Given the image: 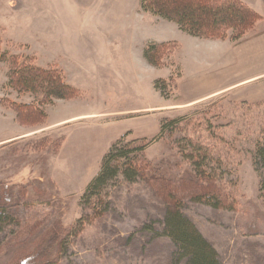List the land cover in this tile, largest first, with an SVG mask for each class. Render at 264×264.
Here are the masks:
<instances>
[{"label":"rangeland","instance_id":"rangeland-1","mask_svg":"<svg viewBox=\"0 0 264 264\" xmlns=\"http://www.w3.org/2000/svg\"><path fill=\"white\" fill-rule=\"evenodd\" d=\"M141 4L142 0H0L1 50L62 70L67 83L78 90L75 100L85 112L96 113L51 126L48 107L60 101L54 111L59 115L72 109L69 101L74 99H60L40 106L46 117L25 115L21 119L26 123L18 122L15 110L2 98L24 103L34 97L7 88L8 64L0 61V140L11 137L0 142V182H31L32 192H45L42 201L15 210L21 219L32 217L45 224L56 219L72 230L53 264H173V242L148 228L162 229L165 203L143 179L129 182L120 174L110 182L101 196L110 207L98 216L81 199L104 155L123 135L128 134L129 141L154 139L163 120L183 118L154 141L143 158L160 174L181 176L195 169L186 156L191 149L183 150L184 139L208 138L215 145L208 167L233 184L235 209L185 198L183 212L213 244L223 264H264V203L261 173L254 164L255 145L264 138V49L261 62L242 51L255 38L264 40V18L255 10L261 21L239 40L231 39V32L226 39L201 38L144 11ZM208 41L228 42L227 70L234 84L188 102L193 90L191 55L209 65L200 77L226 67L225 57L221 62L194 51ZM151 43L167 46L159 66L144 58ZM76 137L78 143L73 142ZM45 138L58 142L48 146ZM81 218L84 221L78 223ZM19 230L15 224L0 230V264L36 258L20 251Z\"/></svg>","mask_w":264,"mask_h":264},{"label":"trees","instance_id":"trees-1","mask_svg":"<svg viewBox=\"0 0 264 264\" xmlns=\"http://www.w3.org/2000/svg\"><path fill=\"white\" fill-rule=\"evenodd\" d=\"M141 6L144 11L176 22L180 29L192 36L210 39H226L231 32L230 38L239 40L262 19L259 13L242 0H142ZM166 47L165 44L151 43L144 51V58L151 65L159 66ZM171 52L172 50H169V55ZM30 59L10 55L7 51L1 50L0 43V61L8 64L7 88L19 95L30 94L34 97L33 101L28 103L2 98V103H7L9 108L15 110L17 121L20 123H26L21 119L25 115L26 117L34 115V119L46 117L45 111L40 107L44 104H52L60 99H75L79 96L78 90L67 83L62 70L40 67ZM155 88L164 93L157 83ZM183 120L185 119L163 120L159 134L154 139L129 141L128 134H125L113 143L104 155L99 171L86 187L81 204L89 205L96 216L101 215L110 207L101 197L110 182L120 174L129 182L143 179L165 203L162 229L156 230L154 226L148 228L155 235L168 237L173 242L175 252L172 263L223 264L216 248L182 209L185 198L198 203H209L220 209H235L233 184L225 181L222 176H217L209 169L210 166L208 167L214 159L211 156L215 157V145L209 143L208 138L195 141L186 137L183 150L191 149L186 156L195 165V169L187 170L181 176L160 174L143 158L145 151L154 141L163 137L167 131L174 130ZM44 140L48 142V146L52 145V142H58L48 141L46 138ZM254 164L261 173L259 191L264 203V138L258 140L255 145ZM206 166L209 171L205 169ZM29 184L32 185L31 182L27 184L0 182V230L7 225L18 226L20 230L17 232L19 237L17 244L22 247L20 251L27 250L25 252L28 256H31V253L37 255L36 258L27 257L20 264H53L59 253L64 251L72 230L64 228L56 219L46 224L43 221L37 223L32 217L29 218L31 221L21 219L16 209L23 205L30 206L31 201H42L45 196V192H39L37 188L32 192ZM186 191L190 193L183 194ZM82 221L83 218L78 223ZM30 223L33 225L30 226ZM56 239L58 242L54 241Z\"/></svg>","mask_w":264,"mask_h":264},{"label":"crops","instance_id":"crops-1","mask_svg":"<svg viewBox=\"0 0 264 264\" xmlns=\"http://www.w3.org/2000/svg\"><path fill=\"white\" fill-rule=\"evenodd\" d=\"M243 2L248 4L254 10L258 11L264 18V0H243ZM263 43H264V40H259L258 38H255L251 40V42H249V46H246V50H242V51L247 53L248 58L253 57L252 58L253 60L258 59L257 62L258 61L261 62V58H258V57H260L262 50L264 49L262 48V46H264ZM197 48H199L200 50L194 48V51L197 50L200 53L202 52V54H209L211 58H220L221 62H223L224 57H225L226 67L222 69L220 72H216L212 76H210L209 74V77H200V74L202 73L203 69L209 67V65H202L204 64L203 62H196L194 57H192L191 55L190 64L192 66L193 73H191L190 76L191 77L193 76V79L189 80L190 81L189 87L193 88V90L190 96L191 99L188 102L201 100L203 98L212 96L218 92H223L226 89L230 88L232 84H234V83H231V73L229 72V70H227V68H229V56H231V53H230L231 50H230V46L228 42L224 43V42L208 41L203 44H200V46L197 45ZM191 52H193V49ZM260 64L261 63H259V65ZM65 79H66V76H65ZM28 96H31V95L28 94ZM32 101H27L25 103L32 102ZM59 102L60 101L56 102L54 105L48 107L46 110L47 115L53 121L51 126H59L63 124L65 125L67 123H72V122H75L76 120H80L83 117L96 114V113H92L89 111L85 112L82 106H80V104L74 99V100L69 101V103H71L70 107H72V109L68 108L66 111L62 112L63 114L59 115L55 113L56 112L55 110ZM125 112L131 113L133 112V110L125 111ZM68 135L65 136L66 141H67ZM2 140H0V142ZM8 140H11V137L3 141H8ZM78 141H79V137H76V139L73 142L78 143Z\"/></svg>","mask_w":264,"mask_h":264}]
</instances>
